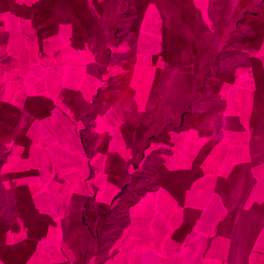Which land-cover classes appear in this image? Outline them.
I'll return each mask as SVG.
<instances>
[{
  "label": "crops",
  "instance_id": "obj_1",
  "mask_svg": "<svg viewBox=\"0 0 264 264\" xmlns=\"http://www.w3.org/2000/svg\"><path fill=\"white\" fill-rule=\"evenodd\" d=\"M0 264H264V0H0Z\"/></svg>",
  "mask_w": 264,
  "mask_h": 264
},
{
  "label": "rangeland",
  "instance_id": "obj_2",
  "mask_svg": "<svg viewBox=\"0 0 264 264\" xmlns=\"http://www.w3.org/2000/svg\"><path fill=\"white\" fill-rule=\"evenodd\" d=\"M144 1H147V0H144ZM152 1H154V0H152ZM157 1H161L163 3L165 2V0H157ZM233 1H236V0H233ZM242 12H243V10L242 9H239V8H236V9H233L232 10V13H233V16H232L233 23L236 20L238 21V23L240 22V17H241V13ZM156 27L157 26H156V24H154V21L152 19H151V21L147 25L144 26V28H147L150 32L152 31L153 33H154V30H155ZM238 27L239 26L237 24L236 28H238ZM151 39H152L151 40L152 41V46L154 48V46L157 43V41H155V38L154 37H151ZM172 43H175V42H172ZM196 44H197V42H196ZM232 44H233V50H234V48H238L239 47V42H237V41H234L233 40L232 41ZM193 45L194 44H189V47L188 48L190 49L191 53L195 52V54H196V51H193ZM172 49H173V51L170 52L172 54V57L170 59L173 61L172 63L175 64V61H177V60L178 61H181V60H179V57H176L175 56L176 52L174 50L176 49V47L175 46H172ZM195 54L194 55L192 54L191 56H184L183 59H182L183 62H184L183 66L184 67H188L189 70H192L191 67L193 65H195L194 62L198 60V57ZM233 58H234V56L232 57V59ZM159 60H160V54L159 55H155L153 57V63L157 64V66H158ZM218 60L219 59L217 58V61ZM156 93H159V90L158 89L156 90ZM151 108H152V111L148 115V120L145 121V125L147 124V125H150V126L160 127L164 123L163 122V117H162L161 110L164 111L165 106L153 105V106H151Z\"/></svg>",
  "mask_w": 264,
  "mask_h": 264
}]
</instances>
